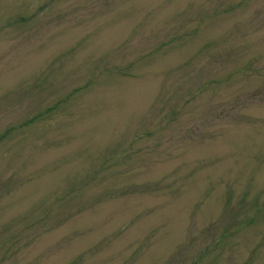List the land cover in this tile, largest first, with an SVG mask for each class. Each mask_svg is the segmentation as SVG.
<instances>
[{"label": "rangeland", "instance_id": "1", "mask_svg": "<svg viewBox=\"0 0 264 264\" xmlns=\"http://www.w3.org/2000/svg\"><path fill=\"white\" fill-rule=\"evenodd\" d=\"M0 264H264V0H0Z\"/></svg>", "mask_w": 264, "mask_h": 264}]
</instances>
